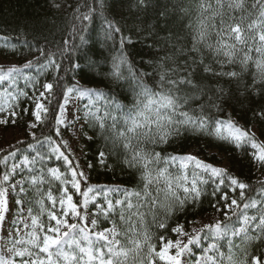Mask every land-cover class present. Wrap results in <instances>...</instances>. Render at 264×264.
Segmentation results:
<instances>
[{"label": "snow or ice", "instance_id": "obj_1", "mask_svg": "<svg viewBox=\"0 0 264 264\" xmlns=\"http://www.w3.org/2000/svg\"><path fill=\"white\" fill-rule=\"evenodd\" d=\"M98 3L100 15L104 17L105 0H98ZM54 6L60 7L59 4ZM147 6L146 0H136L133 5ZM197 7L190 46L170 45L163 50L164 54L158 53L156 58L146 61L150 70L137 67L129 59L123 49L126 42L131 43V37L123 34L118 22L104 17L108 38L112 33L120 34V52L111 57L110 69L103 74L109 81L108 91L79 85L66 88L63 104L59 105L55 118L56 134L60 135L59 126L65 123V105L73 92L80 97H89L91 102H102L103 115L98 114L99 109L89 114L101 134L107 127L113 130V142L118 141L125 153L122 162L139 171L142 184L139 190L107 189L121 191L123 199L113 203L106 198V206L97 205L96 211L91 213L93 218L89 219V204L96 200L95 195L89 194L94 193L97 186L88 185L81 191V181L87 182L88 177L83 170L78 171V162L72 166V161L56 144L51 151L68 165L70 179H64L57 168L48 169L50 176L60 181L63 188L59 198L50 189L41 195L36 201L38 214H33L31 207L28 209L31 218L28 238L13 242V249L16 243L29 246L15 251L16 256L28 257L22 259V264H264V194H260L259 199L246 198L247 183L194 155L162 157L161 152L155 151V146L166 145L185 132L204 133L245 152L250 145L254 149L252 158L264 167V141L258 139L252 128L241 125L225 108L226 103L235 100L241 112L250 111L253 121L264 122V106L258 109L246 107L252 97L264 96V0H199ZM95 11L90 8L88 13L81 14L83 21H91ZM160 15L164 16V13ZM188 27L193 26L189 24ZM137 31L144 32L146 38L155 34L152 26L147 30L137 27ZM81 41L84 42L83 36ZM53 65L57 70L60 67L55 59H49L46 67ZM31 66V61L24 65L25 68ZM18 71L16 67L8 69L9 73ZM5 79L0 76V81ZM221 81H226L229 86ZM232 85H235V92L231 90ZM53 88L52 83L43 84L44 91L40 92L32 113L36 122L31 123L30 128H36L37 122L42 123L46 117L48 108L42 101L48 98L45 93L51 94ZM4 111L7 109L0 106V112ZM221 113L224 115H219ZM10 115L16 116L17 113L12 111ZM107 120H111L110 125ZM120 122L122 127L117 128ZM7 123V120L0 119V124ZM45 139L50 146L54 144L51 137ZM63 143L64 147L68 146L67 141ZM37 156L43 159L39 152ZM7 160L8 157H4L5 163ZM107 160V154L100 151L99 163L106 165ZM175 161L180 162L182 169L192 164L194 169L220 178L217 191L219 185L224 184L225 176L232 192L239 190V200L223 193L220 197L223 204L217 201L213 205L223 219L192 227L191 231L178 222L169 227V221L184 213L189 204L193 208L197 206L202 194L198 181L207 183L195 170L191 180L186 171L173 175L169 165ZM23 163L33 161L25 157ZM16 169L17 165L13 164L10 171L0 175V224L10 211L9 190L16 192L18 189L19 193L27 195L23 183L12 182ZM40 171V176L31 177L32 185L45 183L43 169ZM68 185L81 197L79 203L74 201ZM41 191L36 188L38 195ZM45 200L50 207H46ZM13 202L22 204L19 199ZM113 215L118 216L119 224L110 219ZM45 216L46 223L43 221ZM100 216L110 219L111 226L97 230L95 217ZM189 223L195 225L199 221ZM28 227L25 224V228ZM153 227L158 230V235L152 232ZM165 231H170L176 238H166ZM203 241H208L206 246H202ZM225 246L227 251L223 250ZM194 247H200V256L194 254ZM0 264H16V261L0 258Z\"/></svg>", "mask_w": 264, "mask_h": 264}, {"label": "trees", "instance_id": "obj_2", "mask_svg": "<svg viewBox=\"0 0 264 264\" xmlns=\"http://www.w3.org/2000/svg\"><path fill=\"white\" fill-rule=\"evenodd\" d=\"M135 2L136 0H105L106 6L102 11L104 17L118 22L125 36L131 37V43L126 42L123 51L137 67L150 70L147 69L146 61L156 58L158 53L164 54L163 50L168 49L170 45L190 46L198 15L199 0H146L147 7H133ZM55 4H59L60 7H55ZM90 8L96 9L92 13V20L83 21L81 14L88 13ZM182 9L188 11L185 12ZM100 12L98 0H0V56L16 60L19 67H24L29 61L32 62V66L28 69L30 77L19 81L17 87L19 91L16 99L11 101V107L6 108L7 111L0 112V119L9 114L8 125L18 127L23 131L24 136L23 139L11 144L0 153V175L10 170L11 159L4 162V157L9 156L10 153H16L17 160L25 155L35 159L31 167L22 166L14 176V178L24 179L23 186L27 190V195L19 193L18 190L13 195L14 199L22 201L26 211L31 207L33 214L39 212V205L36 201L43 193L50 189L52 194L59 198L62 191L63 185L50 176L48 169L57 168L63 174L64 179H70L68 165L61 158H55V154L50 149L53 144L50 146V142L45 139L51 137L54 144H59L61 149L66 150L62 136L56 134L55 124L59 105L63 104L64 91L73 85L108 91L109 81L103 74L110 69L111 57L120 52V34L112 33L111 38H108L109 32L106 31L107 26ZM161 13H164V16H161ZM189 24L193 27L189 28ZM149 26L155 29L152 38H146L144 32L137 31V27L147 30ZM81 36L84 37V42L81 41ZM161 37L167 40L160 39ZM49 59H55L56 64L60 66L58 70L54 65L46 67ZM221 82L226 87L229 86L226 81ZM45 83L54 85L51 94L45 93L48 98L44 100V104L48 108V113L43 122H37V127L29 132L30 123L35 122L32 115L35 102L40 92L44 91L43 84ZM231 90L235 92V85L231 86ZM240 99L243 100V98ZM261 106H264V96L252 97L246 102V107L250 109H258ZM100 108L101 114L99 115H103L105 109L102 103ZM225 108L241 125L250 128L256 126L258 139H264V122L253 121L250 111L241 112L235 100L226 103ZM24 109H27V112ZM12 111H15L17 115L11 116ZM106 123L110 125L111 120H107ZM120 127H122V122L117 124V128ZM105 137L108 138L105 139ZM113 141V130L107 127L101 134L95 119L91 116L84 126L81 140L84 149L82 161L86 166L88 177L87 182L81 181L83 190L92 184H118L129 190H139L142 184L139 171L127 167L122 162L125 153L120 148L119 142L114 143ZM29 145L35 147L30 148ZM192 149H195L205 161L213 164L226 160L227 173L249 185V188L245 190L246 198L259 199L260 194H264V167L252 158L251 153L254 149H251L250 145L247 146L248 150L245 152L213 136L185 132L180 137L170 140L166 145L155 146V151L161 152L162 157H167L169 154L185 155ZM100 151H104L108 156L106 165L99 163ZM38 152L39 156L43 157L42 160L37 156ZM65 153L72 161V166L75 167L77 163L75 158L71 153L67 151ZM89 164L92 167H88ZM160 166L163 167L164 163L161 162ZM41 169H43L45 183L32 185L31 177L40 176ZM169 170L172 173H180L174 162L169 165ZM219 179L211 176L210 173H204L203 180L207 183L198 182L202 194L197 206L193 208V205L189 204L184 213L169 221V227L175 226L178 222L188 228L190 221L207 215L219 214L220 219H223L213 205H216L217 201L223 204L220 200L223 193L239 200V190L232 192L230 182L225 176L224 184L219 185V191H217ZM37 187L42 190L40 195L36 192ZM68 189L79 203L80 197L75 190L71 187ZM213 192L216 194L213 195ZM113 197L123 198V193L116 192ZM45 204L46 207H50L47 200ZM15 205L19 211L20 205ZM110 219H115L119 224L117 215L111 216ZM110 219L97 217L98 228L110 227ZM43 221L47 222L46 216ZM151 230L159 234L155 227ZM164 234L166 238H176L170 231H165ZM207 243L208 241H203L202 246H206ZM223 250L227 251L226 246ZM196 251H201L200 247L196 248Z\"/></svg>", "mask_w": 264, "mask_h": 264}, {"label": "rangeland", "instance_id": "obj_3", "mask_svg": "<svg viewBox=\"0 0 264 264\" xmlns=\"http://www.w3.org/2000/svg\"><path fill=\"white\" fill-rule=\"evenodd\" d=\"M16 67L19 69L18 72H12L9 73L8 69ZM28 68L25 67H19L17 66L16 60L13 59H8L0 56V76H5L6 79L3 81H0V106H3L7 109H9L8 105L16 99L17 93L19 91L18 83L21 80H26L30 77V74L28 72ZM46 95V94H45ZM95 100V98H93ZM44 103V100L42 101ZM102 102L100 101H95L91 102L89 100V97L84 96L80 97L76 92H73L70 97H69V102L67 105H65V113H64V120L65 123L63 125H60V135L62 136V141H67V147L66 150H63L60 148V151L64 152L65 151L71 153V155L75 158V160L79 163V170H83L87 176V169L86 166L83 164L82 157L84 153L83 149V144L81 142L83 134H84V126L85 124L88 123L91 115L89 112H96L97 109H99L100 113V105ZM88 107H85V106ZM35 110V108H34ZM8 113V112H7ZM8 115L3 116L1 119L7 120L8 121ZM36 122V121H35ZM33 123V122H31ZM30 123V124H31ZM253 131L256 132V135L258 134V130L256 126L251 127ZM33 128H28V131L31 132ZM23 131L20 130L18 127L15 126H9L7 124H0V153L9 147L11 144L23 139ZM261 141H264V139H260ZM64 144V143H63ZM56 144H53L51 146L54 147ZM50 148V149H51ZM14 153V152H13ZM54 153V152H53ZM55 154V158L57 159V153ZM185 155H194L198 157L200 160L204 161L205 163L212 164L215 167L219 168H224L226 169L228 167V164L226 160H222L218 163H211L209 161H205L203 157H200L195 149H192L188 151ZM185 155H173V156H185ZM8 160L11 159L9 169L11 170V167L13 164L17 165V169H21L22 166H27L31 167L34 163V158L29 157L27 155L23 156L21 159L17 160L16 159V153L14 156L9 155L7 156ZM25 157L28 158L29 161H33L31 164H25L23 163ZM221 158V157H220ZM63 160V158H61ZM66 164V163H65ZM67 165V164H66ZM174 165L176 169L180 170V173H172L171 170H169L173 175H181L185 171L187 172L189 176V180L192 178V173L195 170V172L200 176L202 179L204 178V173L207 172H202L200 169H194V165L189 164L187 169H182L180 167V162L175 161ZM9 170V171H10ZM61 173V172H60ZM70 174V172H69ZM264 177V174H263ZM21 182L24 183V179L22 178H13L12 182ZM199 182V181H198ZM97 186L96 190L94 193H90L89 195H95L96 200L94 203L89 204V219H92L91 213H94L97 209V205H105L106 206V198L111 199L113 203H115L116 200L118 199H123V198H115L113 197L116 192L121 191H107L109 188H119V189H126L121 185L118 184H92ZM71 187L68 185V188ZM18 190V189H17ZM86 190V189H84ZM81 187V191H84ZM10 196H9V208L10 211L6 214L5 220L3 221L2 224H0V258L3 259H15L16 264H22V259H28V257H19L15 255L16 250H21L25 247H27L26 243H16L15 248L13 249V242L14 241H26L28 238V232L31 230V218L29 216V212L26 211L24 206L20 204V210L17 211L16 205L14 204V193L10 189ZM78 195V194H77ZM79 196V195H78ZM80 197V196H79ZM74 201L77 202L78 199L74 198ZM81 199V197H80ZM103 199V201H102ZM115 199V200H114ZM20 200V199H19ZM78 203V202H77ZM58 207V206H57ZM97 218V217H95ZM215 219H220L219 214H214V215H207L203 218H199L195 221H199V224H190L187 230L191 231L192 227H200L204 223H212L215 221ZM54 223V222H53ZM25 224H27L29 227L25 228ZM104 228H98L97 230H102ZM29 247V246H28ZM196 248H193V252L196 251ZM6 249H13L12 251H6ZM195 255L198 257L201 255V251H196ZM163 264V262H162Z\"/></svg>", "mask_w": 264, "mask_h": 264}]
</instances>
